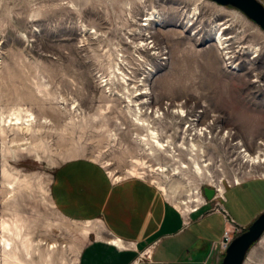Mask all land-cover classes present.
I'll use <instances>...</instances> for the list:
<instances>
[{
    "label": "rangeland",
    "instance_id": "374dc122",
    "mask_svg": "<svg viewBox=\"0 0 264 264\" xmlns=\"http://www.w3.org/2000/svg\"><path fill=\"white\" fill-rule=\"evenodd\" d=\"M246 154L264 159V32L239 10L0 0V264H79L93 225L51 196L67 161L146 180L183 210L264 176ZM243 264H264V233Z\"/></svg>",
    "mask_w": 264,
    "mask_h": 264
},
{
    "label": "crops",
    "instance_id": "0c3cea01",
    "mask_svg": "<svg viewBox=\"0 0 264 264\" xmlns=\"http://www.w3.org/2000/svg\"><path fill=\"white\" fill-rule=\"evenodd\" d=\"M51 196L66 218L93 225L79 264H222L219 244L226 223L221 213L211 212L214 202L190 214L186 223L179 208L148 181H114L85 159L58 167ZM223 198L226 214L246 230L264 212V176L227 186Z\"/></svg>",
    "mask_w": 264,
    "mask_h": 264
},
{
    "label": "water",
    "instance_id": "95a60500",
    "mask_svg": "<svg viewBox=\"0 0 264 264\" xmlns=\"http://www.w3.org/2000/svg\"><path fill=\"white\" fill-rule=\"evenodd\" d=\"M220 6H230L242 12L264 32V8L256 0H210ZM205 197L211 200L214 192L205 189ZM264 233V212L239 236L235 237L226 249L222 264H243L248 250Z\"/></svg>",
    "mask_w": 264,
    "mask_h": 264
},
{
    "label": "built area",
    "instance_id": "2783aa9c",
    "mask_svg": "<svg viewBox=\"0 0 264 264\" xmlns=\"http://www.w3.org/2000/svg\"><path fill=\"white\" fill-rule=\"evenodd\" d=\"M229 186V185H228ZM225 191V189H224ZM224 191L220 193L217 188L213 190L214 195L211 200H208L204 198L202 193L199 194V198L201 199V202L199 204L193 205V208L189 209H183L180 210L181 214L186 217V223L189 222L188 217L190 214L198 211L201 207L206 206L210 202H214L213 207L211 208V212H219L223 215L225 223H226V229L223 232L222 240L219 244L220 249L223 253H225L226 249L228 248L229 244L232 242V240L236 237V234L242 231V229L236 227L233 223V221L229 218V216L226 214L222 207V201L224 196Z\"/></svg>",
    "mask_w": 264,
    "mask_h": 264
},
{
    "label": "bare ground",
    "instance_id": "6f19581e",
    "mask_svg": "<svg viewBox=\"0 0 264 264\" xmlns=\"http://www.w3.org/2000/svg\"><path fill=\"white\" fill-rule=\"evenodd\" d=\"M147 122V121H146ZM202 130V129H201ZM196 131V130H195ZM203 131V130H202ZM197 134V133H196ZM201 136V135H200ZM160 144V143H159ZM246 157H248V161L251 162L252 164H258V163H262L264 162V159L260 156V155H255V156H252V155H249V154H246ZM217 190L222 193L223 192V189L222 187H219V189L217 188ZM180 210V209H179Z\"/></svg>",
    "mask_w": 264,
    "mask_h": 264
}]
</instances>
